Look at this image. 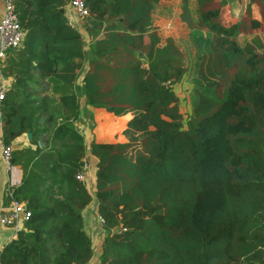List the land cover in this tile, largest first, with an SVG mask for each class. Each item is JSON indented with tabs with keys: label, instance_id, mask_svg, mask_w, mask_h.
<instances>
[{
	"label": "trees",
	"instance_id": "16d2710c",
	"mask_svg": "<svg viewBox=\"0 0 264 264\" xmlns=\"http://www.w3.org/2000/svg\"><path fill=\"white\" fill-rule=\"evenodd\" d=\"M12 1L24 37L3 61L12 82L1 131L5 143L31 134L10 157L22 172L12 196L28 193L30 215L0 264H86L93 255L81 213L91 195L76 176L86 156L74 123L80 96L134 112L130 139L90 141L105 230L98 264H264V38L242 18L222 21L213 0H196L198 18L181 1L197 48L184 121L171 84L185 57L152 26L157 0H81L87 48L60 9L70 0ZM252 1L255 29L264 26V0L262 18ZM241 28L250 36L240 43Z\"/></svg>",
	"mask_w": 264,
	"mask_h": 264
},
{
	"label": "rangeland",
	"instance_id": "374dc122",
	"mask_svg": "<svg viewBox=\"0 0 264 264\" xmlns=\"http://www.w3.org/2000/svg\"><path fill=\"white\" fill-rule=\"evenodd\" d=\"M181 1L182 0H157L152 12V26L157 30L161 41L171 36L176 40L183 51L186 71L178 81L173 82L171 85L177 94L179 110L185 121L187 114L191 111L190 93L195 86L194 72L196 68L197 48L189 28L180 19ZM246 1L247 0H227L226 4L222 7L220 3L221 0H213L210 7H221L220 15L224 22L242 18L245 20L247 26L245 31L257 33L264 38V26L255 29L249 26L250 18L246 11ZM188 3L193 16L198 18L196 0H188ZM68 5L74 9L71 2H68L67 6ZM261 6V3L257 1L251 6L252 14L257 18H262ZM74 11L76 12L75 9ZM76 14L78 15L77 12ZM78 16L83 19L82 16ZM82 34L85 47L87 48L90 38L84 29L82 30ZM247 36H250V34H245L244 30L241 28L236 38L241 43ZM80 107V116L74 120V123L86 137L87 144H90V141L95 138L121 139L123 141L130 139V130L127 128V123L133 116L134 112L132 110H126L121 114H116L105 106L87 105L83 98L80 101Z\"/></svg>",
	"mask_w": 264,
	"mask_h": 264
},
{
	"label": "crops",
	"instance_id": "0c3cea01",
	"mask_svg": "<svg viewBox=\"0 0 264 264\" xmlns=\"http://www.w3.org/2000/svg\"><path fill=\"white\" fill-rule=\"evenodd\" d=\"M249 0L246 2L248 3ZM261 3L260 0H253L251 2V6H253L254 3ZM63 10H65L66 15L69 18V21L75 25L80 32H82L83 27L81 26L82 19L76 14L74 9L67 4L63 7ZM4 12V0H0V18L2 17ZM3 63L0 65V80L4 81L7 88L11 85L12 77L9 75H4L2 72ZM86 64L84 69H86ZM85 101V97L81 96L79 100L81 99ZM81 131V130H80ZM82 133V131H81ZM83 134V133H82ZM84 136V134H83ZM31 137V134H30ZM30 137L27 136V132H23L22 134L16 136L12 141L11 145L12 148H21L24 146L29 145L30 143ZM99 141H111L112 139H96ZM84 141L86 144V156L85 159L88 161V167L86 169L85 173V183L88 188V191L91 195L89 203L81 209V213L83 216V222H84V228L86 232L88 233L91 241V247L93 249V255L91 259L86 264H98L99 257L101 253V243H102V237L104 235V228L102 225V222L100 220V216L97 212V199L95 196V170H96V157L91 153L90 150V144H87L86 137L84 136ZM112 141H123L121 139L119 140H112ZM3 138H2V131H1V117H0V217L5 211V192L8 187L9 183V168L7 166V163L5 161V158L3 157L2 153V146H3ZM42 144V143H40ZM19 168L20 166L16 164ZM21 168H20V176H21ZM28 193H25L23 196H21V200L26 203ZM24 225V221H18L16 226L15 225H8L4 224L0 221V250L4 246L5 243H7L11 238H13L16 234V231L18 229H21Z\"/></svg>",
	"mask_w": 264,
	"mask_h": 264
},
{
	"label": "built area",
	"instance_id": "2783aa9c",
	"mask_svg": "<svg viewBox=\"0 0 264 264\" xmlns=\"http://www.w3.org/2000/svg\"><path fill=\"white\" fill-rule=\"evenodd\" d=\"M70 2L78 15L83 17L88 13L87 8L81 0H70ZM23 37L24 31L19 24L13 1L4 0V12L0 18V65L3 63L8 49L19 47L22 44ZM6 89L7 86L4 81L0 80V102L4 97ZM12 149L11 143H3L2 153L9 168L8 194L10 195V200L4 206L5 211L1 215L0 221L4 224L16 226L18 221H24L29 217L30 211L24 201L12 196V189L19 184L21 179L20 168L10 161ZM87 167L88 161L85 159L81 171L76 176L84 179ZM100 220L103 222L101 217Z\"/></svg>",
	"mask_w": 264,
	"mask_h": 264
},
{
	"label": "water",
	"instance_id": "95a60500",
	"mask_svg": "<svg viewBox=\"0 0 264 264\" xmlns=\"http://www.w3.org/2000/svg\"><path fill=\"white\" fill-rule=\"evenodd\" d=\"M60 9L63 10V8H60ZM27 136L30 137V132H27ZM40 143H42V142L40 141ZM112 230L114 231L115 228H113Z\"/></svg>",
	"mask_w": 264,
	"mask_h": 264
}]
</instances>
